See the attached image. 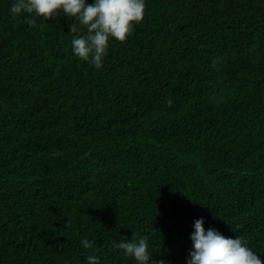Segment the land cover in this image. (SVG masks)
Wrapping results in <instances>:
<instances>
[{
  "label": "trees",
  "instance_id": "obj_1",
  "mask_svg": "<svg viewBox=\"0 0 264 264\" xmlns=\"http://www.w3.org/2000/svg\"><path fill=\"white\" fill-rule=\"evenodd\" d=\"M13 3L0 0V264H136L112 247L133 234L187 264L201 218L264 262V0H145L99 69L73 53L74 18L30 27Z\"/></svg>",
  "mask_w": 264,
  "mask_h": 264
},
{
  "label": "clouds",
  "instance_id": "obj_2",
  "mask_svg": "<svg viewBox=\"0 0 264 264\" xmlns=\"http://www.w3.org/2000/svg\"><path fill=\"white\" fill-rule=\"evenodd\" d=\"M145 7V0H93L91 4H86L85 0H14L10 13L13 16L28 14L25 20L30 27H36V17L46 21L62 12L74 18L76 23L69 25L70 33L77 34L71 41L73 53L99 69L109 39L124 42L133 33L134 25L143 20ZM80 26L86 29L85 34H79ZM91 179L94 180V176ZM203 224V218L194 222L187 264H264L244 238H226L215 228L205 231ZM80 243L85 249H94L93 241L85 238ZM112 247L123 250L136 264H165L163 260L152 259L147 236L137 239L133 234L130 241L120 237L113 240ZM87 260L88 264H100L95 255H89Z\"/></svg>",
  "mask_w": 264,
  "mask_h": 264
}]
</instances>
